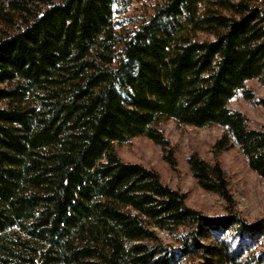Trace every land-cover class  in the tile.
Here are the masks:
<instances>
[{"label":"trees","instance_id":"trees-1","mask_svg":"<svg viewBox=\"0 0 264 264\" xmlns=\"http://www.w3.org/2000/svg\"><path fill=\"white\" fill-rule=\"evenodd\" d=\"M128 2L0 0V264H217L209 228L258 230L232 207L220 219L189 207L157 170L116 149L147 137L175 168L162 124L217 125L227 133L215 155L232 139L264 179V125L229 105L239 90L254 99L247 81L264 86L258 0H157L147 23L119 32ZM188 163L232 206L218 162L192 153Z\"/></svg>","mask_w":264,"mask_h":264},{"label":"rangeland","instance_id":"rangeland-1","mask_svg":"<svg viewBox=\"0 0 264 264\" xmlns=\"http://www.w3.org/2000/svg\"><path fill=\"white\" fill-rule=\"evenodd\" d=\"M156 1L129 0L126 9L115 16L119 32L134 31L147 23ZM260 7L263 8V5ZM245 89L253 93L254 99H246L244 90H239L229 105L243 112L252 128L259 129L264 125V105L257 101L264 99V86L258 79H252L246 82ZM162 130L170 142L177 163L175 168L165 160L162 147L147 137L116 144L118 154L124 161L157 170L164 183L186 194L189 207L208 217L220 219L228 215V209L232 207L248 225H257L258 230L254 233L239 231L236 227L229 230L209 228L203 241L222 252L224 258L217 264H229L226 252L236 253L242 261L254 257L258 264H264V179L249 167L240 147L230 139V147L216 156L213 147L227 133L224 127L217 125L195 127L170 120L162 124ZM192 153H197L209 163L218 162L221 165L229 181L232 206L218 194L205 191L197 183L188 163ZM159 235L166 244L175 248L179 246L177 236L161 231ZM205 263L204 258L192 259L181 255L175 258V264Z\"/></svg>","mask_w":264,"mask_h":264},{"label":"built area","instance_id":"built-area-1","mask_svg":"<svg viewBox=\"0 0 264 264\" xmlns=\"http://www.w3.org/2000/svg\"><path fill=\"white\" fill-rule=\"evenodd\" d=\"M263 1H264V0H259V1H258V4H259V5H263V8H264ZM260 3H261V4H260Z\"/></svg>","mask_w":264,"mask_h":264},{"label":"bare ground","instance_id":"bare-ground-1","mask_svg":"<svg viewBox=\"0 0 264 264\" xmlns=\"http://www.w3.org/2000/svg\"><path fill=\"white\" fill-rule=\"evenodd\" d=\"M263 9V8H262ZM263 11H264V9H263Z\"/></svg>","mask_w":264,"mask_h":264}]
</instances>
